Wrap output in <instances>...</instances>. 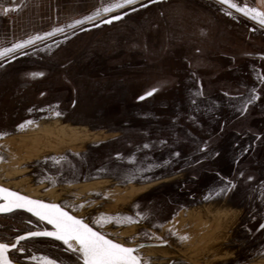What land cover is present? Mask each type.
Returning <instances> with one entry per match:
<instances>
[{"label": "rangeland", "instance_id": "obj_1", "mask_svg": "<svg viewBox=\"0 0 264 264\" xmlns=\"http://www.w3.org/2000/svg\"><path fill=\"white\" fill-rule=\"evenodd\" d=\"M47 2L44 18L51 23L54 13L48 7L53 2ZM146 2L136 0L109 12L102 7L62 21L54 29L36 27L31 21L26 30L45 29L44 34L26 39L30 43L19 42L20 48H13L14 43L0 55V67L10 69L0 77V184L68 207L88 198L76 214L82 218L92 212L91 219L96 220L118 211L136 213L137 224L111 226L119 235L110 234V238L130 247L143 239L169 241L170 247L140 250L144 264H264V231L254 238L249 230L250 225L257 229L264 220L263 186L218 202V189L197 187L205 166L202 154L189 156V167L180 162L169 166L156 162L169 144L168 135L156 132L166 124L171 136L183 138L175 144L182 142L185 153H198L193 144L197 137L200 145L205 135L222 137L218 132L207 135L195 129H190L194 139L187 138L191 133L185 135L186 126H196L192 122L194 105L200 108V102L214 104L216 118L237 115L233 118L238 119L239 131H252L254 119L264 120V25L220 0H159L142 5ZM56 5L57 15L74 14L75 5L83 13L88 0H60ZM110 14L121 18L95 24ZM21 67L25 69L14 81L29 87L18 90L5 84L7 73ZM26 69L43 73L44 79L34 73L26 75ZM243 87L253 88L247 99L256 96L254 107L247 101L242 108L236 105ZM153 88L156 91L146 97ZM141 96L146 98L140 101ZM55 99L70 115L43 120L54 109L46 110ZM226 105L231 106L229 112ZM2 133H6L4 138ZM80 133L88 134L89 142L81 150L65 148L66 138ZM249 146L256 149L251 143ZM193 157L199 163H193ZM224 169L231 173L228 166ZM34 172L38 179H55L57 174L59 178H94L74 185L59 182L44 193V185L32 177ZM201 179L205 181V176ZM185 180L189 191L181 194V188L175 194L163 193L167 189L163 186ZM98 194L101 198H95ZM177 198L183 202L175 205ZM98 208L103 212L97 213ZM144 222L152 233L138 232ZM15 226L23 227L21 223H13ZM13 228L0 218V240L12 243ZM10 254L20 264H42L45 257L56 264H81L78 254L66 255L53 240L26 241ZM61 255L65 262L54 258Z\"/></svg>", "mask_w": 264, "mask_h": 264}, {"label": "trees", "instance_id": "obj_2", "mask_svg": "<svg viewBox=\"0 0 264 264\" xmlns=\"http://www.w3.org/2000/svg\"><path fill=\"white\" fill-rule=\"evenodd\" d=\"M196 103H198V101H196ZM200 103V108L198 105H194L196 106L197 110L194 107L195 117L192 118V122H194L196 126H186L184 130L185 135L188 133H191L192 135V130L190 129H195L198 130V132L206 133L207 135L209 133L215 134V132H218L217 134L219 135L223 134L222 137L220 138L217 135L207 137L205 135L207 138L204 137L205 140L202 142L203 145H200V138L197 137L193 144L194 146H197V149L199 150L198 153H185L182 151V146H180L182 142L175 144L176 140L182 139L183 141V138H180L179 136L174 138L171 136L172 130L169 129L171 127H169L170 125L168 126L166 124L167 127H163V130L156 132L168 135L166 137V141L167 143L169 142V144H166L165 150L163 152L160 151L161 153L156 156L157 159L158 156H160V160L158 159L156 162L162 163L163 165L167 164V166L180 162L182 165L189 167L190 165H187L189 163L188 157L193 155L200 156L202 154L201 159L203 160L205 166L203 173L200 171L199 178L205 185H202V183L198 181V183L200 182L201 184L197 185V187L200 188L199 190L205 188L206 191L218 189V191L221 193L218 199H232L237 195H245L241 193L245 192L247 189L248 192L253 193L258 187H264V151H261L262 157L257 153L260 152L262 147H264V142H261V139L264 138V120L261 121V118L255 120L257 122L252 128L256 130V133L250 131L246 132L244 131L245 129L243 131H239V126L238 129L236 128L238 119L233 118L237 115L231 114L230 117H227L226 115L222 114L216 118V107L214 104L213 106H211L210 103L206 105L205 101ZM230 107L231 106L226 105L228 112ZM196 111H199V113L202 114H197ZM175 123L177 125L181 124L180 121H176ZM183 125L187 124L184 123ZM212 126L213 128H211ZM174 128L178 129L179 127L175 126ZM180 128H182V126ZM190 137L194 139V135L188 136L187 138ZM256 141L259 142L258 145L254 144ZM250 143L251 145L256 146L255 150L249 146ZM202 146L206 148L201 149ZM207 149H210V152L213 154L208 155ZM209 156H213V158L211 159ZM192 160L195 161L193 162L195 164L199 163V160L196 157H193ZM227 166L229 169H231V173L225 171L224 168ZM204 176L205 181L201 179V177ZM249 177H251V179H249ZM184 185V183L173 186L165 185L162 189H167H165V192L163 193L175 194L179 192L181 188H183L181 190L182 194L183 192L189 191L191 189L190 187L188 190V185ZM192 191H195L194 187ZM175 200V205L182 201L179 198ZM262 232L263 231H260V234H253L254 238L261 235Z\"/></svg>", "mask_w": 264, "mask_h": 264}, {"label": "snow or ice", "instance_id": "obj_3", "mask_svg": "<svg viewBox=\"0 0 264 264\" xmlns=\"http://www.w3.org/2000/svg\"><path fill=\"white\" fill-rule=\"evenodd\" d=\"M220 2L245 15H250L251 18L257 19L261 25H264V12L255 8H249L247 5L241 6L239 3L234 2V0H220ZM134 3H136V0H111V3L104 6L103 11L109 12L113 9H121L126 5H132ZM4 11L7 12L8 9H4ZM228 14L231 15V13ZM119 18L121 17L113 16L108 22L110 23L111 20ZM85 19H90V17H85ZM74 23L78 24L80 21H75ZM23 43H30V40H25ZM12 47L20 48L22 44L17 43ZM8 51L10 50L4 49L0 51V55ZM33 75H43V73H34ZM154 91H156L155 88L146 92L144 95H151ZM143 98V96L138 97V99ZM26 123H31V121H27ZM0 201H2L0 202V212H10L13 209H26L28 212L39 217L40 220H46L54 226L53 231H29L24 236H17L15 238L17 243L0 242V264H13V261L8 256V250L10 248L16 249L20 240L33 236L53 237L62 241L69 251L78 254V259L83 264H142L141 258L136 254L134 247H128L113 239L107 238L101 232L90 227L89 224L84 223L83 219L70 215L57 204H47L40 200H34L3 187H0ZM106 219L111 220L113 218L102 217L100 220H96L95 223L102 224ZM129 221H131V217H126L123 220L117 218L115 220L117 224ZM261 227L264 228V225H261ZM182 239H186V237H182ZM18 251L23 252L24 249L19 248ZM31 258L36 259V257ZM42 264H56V262L45 257L42 259Z\"/></svg>", "mask_w": 264, "mask_h": 264}, {"label": "crops", "instance_id": "obj_4", "mask_svg": "<svg viewBox=\"0 0 264 264\" xmlns=\"http://www.w3.org/2000/svg\"><path fill=\"white\" fill-rule=\"evenodd\" d=\"M57 1L60 0H52V6L48 7L54 13L52 16L53 21L50 23L48 22L49 19L46 21L44 18L46 17L44 8L49 5L47 0H0V51L9 48L14 43L25 41L31 36L44 34L45 29L26 30L31 21V24L36 25V27L48 26L49 29H54L60 26L62 21L85 16L84 14L101 9L111 3V0H88V7L82 11L83 13L78 11L82 10L81 7L75 5V8H73L74 14L61 16L54 12V9L59 10L58 5H56ZM234 2L246 3L264 12V0H234ZM4 9H8V11L5 12Z\"/></svg>", "mask_w": 264, "mask_h": 264}, {"label": "flooded vegetation", "instance_id": "obj_5", "mask_svg": "<svg viewBox=\"0 0 264 264\" xmlns=\"http://www.w3.org/2000/svg\"><path fill=\"white\" fill-rule=\"evenodd\" d=\"M23 69H25V68H18V70L17 71H15V72H9V73H7V75H6V77L5 78H7L6 80L8 81H6V83L5 84H9L10 86H12V87H15V88H18V90H24V89H26L27 87H29L26 83H15L16 81H14V76H17L19 73V71H20V73L22 72V70ZM10 69L8 68V67H0V77H4V75L6 74V73H4V72H8ZM27 70V73H26V75H29V74H33V73H41V72H35V71H33V69H30V70H28V69H26ZM24 72V71H23ZM29 72V73H28ZM38 77L40 76V75H37ZM41 78H43L44 79V74L43 75H41L40 76ZM7 95V94H6ZM5 95V96H6ZM49 108H46V110L47 111H49V110H51V108H54L53 110H52V112H49L48 114H45V116H43V120H45V118H50V117H54V116H60L61 118L63 117V119L64 118H67L70 114H68V113H66L65 111H62L61 110V107H60V100H58V99H55V100H53L52 102H50L49 103ZM56 107V108H55ZM64 108H66V106H64ZM59 117V118H60ZM42 120V121H43ZM23 130H20V131H17V132H22ZM18 134V133H17ZM1 135H4L2 138H4L5 137V135H6V133H2ZM1 138V139H2ZM85 151H87L88 152V150H85ZM69 152H70V150H69ZM71 154H74V152H70ZM82 154V153H81ZM81 154L79 155V156H81ZM30 171H33V168L30 170ZM33 176L32 177H35L36 178V181H40L39 183H41V184H43L44 185V188H43V190H42V192H48L51 188H52V186L53 185H55V184H59V182H60V184H64V185H67V184H70V185H74V184H77V183H79V182H84V183H86V182H89V181H91L94 177H92V178H84V179H70V178H67V177H64V178H59L61 175H56V177L57 178H55V179H52V177H48V176H46L47 178H44V177H41L40 179H38L37 178V174L34 172L33 174H32ZM111 177H113V176H111ZM38 183V184H39ZM4 186V185H3ZM49 187V188H48ZM11 189V188H10ZM95 198H101L100 197V195L98 194ZM88 198H86V199H84V200H82V201H80V202H77V203H74L71 207H68L67 205H65V204H63V203H61V205L65 208V209H67L68 211H70L71 213H73V214H78L79 212H80V209H82L83 208V202L85 201V200H87ZM47 201H49L48 199H46ZM183 202V201H182ZM181 201H180V203H182ZM100 203H102V202H100ZM101 208V207H100ZM100 208H98L97 210H95L97 213L99 212V211H101V212H103L102 210H99ZM121 212H124V213H126V214H129V215H132L133 217H135L136 219H140L139 217H138V215L135 213H131V212H127V211H121ZM94 213L95 212H92V213H90L87 217H85V219H86V222L88 223V224H90L92 227H94L95 229H97V230H99L100 232H102L103 234H105L106 236H109L110 237V234L112 235H116L115 234V232L113 231V229H111V226H113V225H118L116 222H115V220L117 219V218H119V219H121V220H123L124 218H122V217H120V216H118V215H116V214H112L110 217H112L113 218V221L111 222V224L109 225V226H104L103 227V225L102 226H98L97 227V223H94V220H96V217L94 218V219H91L92 218V216L94 215ZM0 218H2V219H6L7 221H8V225H9V228L12 230V228H13V223H15V225H19V223H21L22 225H23V227H21V228H16V226L13 228V230H14V232H15V237L12 239V241H14L15 240V238L17 237V236H21V235H23V234H26L27 232H29V231H32V232H34V231H38V230H40V229H43L44 227H46L44 224H42L41 222H39L38 220H36L33 216H31L30 214H28V213H26V212H24V211H16V212H13V213H11V214H7V215H1L0 216ZM106 221H108L107 219L106 220H104V222H106ZM125 223H128V222H125ZM121 228V227H120ZM120 228H118V229H120ZM139 230H141V231H144V230H147V231H149L150 233H152V230L150 229V228H148V226H147V224L144 222V225L143 224H141V226L139 227ZM140 231V232H141ZM141 234V233H140ZM119 234H117L116 236H118ZM30 240H35V241H39V240H53L54 242H57L59 245H60V247H61V249L64 251V253L66 254V255H72L73 254V252H71V251H69L68 249H67V247L66 246H64L63 244H61L59 241H57V240H54V239H48V238H35V239H28V240H25V241H23V242H26V241H30ZM113 240H116V239H113ZM144 241H146V239H143V241H141V242H144ZM147 241H149V240H147ZM0 242H4V241H2V240H0ZM23 242H21L20 244H19V246L20 245H22V243ZM4 243H8V242H4ZM138 243H140V241L138 240ZM137 243V244H138ZM170 244V243H169ZM18 246V247H19ZM17 247V248H18ZM17 250V249H16ZM14 251V250H13ZM137 254L140 256V251H138L137 252ZM68 255V256H69ZM10 256H11V254H10ZM51 256L53 257V255L51 254ZM12 257V256H11ZM141 257V256H140ZM54 258L56 259V260H60V258H62L61 260H63V262H65L64 260H65V257L64 256H54ZM59 258V259H58ZM141 260H142V258H141ZM227 263V262H226Z\"/></svg>", "mask_w": 264, "mask_h": 264}, {"label": "water", "instance_id": "obj_6", "mask_svg": "<svg viewBox=\"0 0 264 264\" xmlns=\"http://www.w3.org/2000/svg\"><path fill=\"white\" fill-rule=\"evenodd\" d=\"M152 1H159V0H147V2L146 3H144V4H142V5H144V6H147L149 3H151ZM249 8H251L250 6H248ZM256 9V8H255ZM258 10V9H257ZM113 16H120V15H118V14H110L109 16H106L105 18H103L102 20H100V21H98L97 23H95L96 25H98V26H101V25H103V24H110V23H112V22H114V21H117L118 19H114V20H111V22L109 23L108 21L111 19V17H113ZM23 54H21V55H18V56H22ZM18 56H16V57H13L12 59H10V60H8V61H6L5 62V64H8V63H10V62H13V61H15L16 59H17V57ZM246 87V86H245ZM245 87H243V88H245ZM248 88H250L249 90H248ZM248 88H245L244 89V91H243V95H240L239 97H237L238 99H236V102L238 103V104H236L237 106H238V108H242L243 107V104H244V102H246L247 101V103L248 104H250V106H253L252 105V102H253V99H255L256 98V96H252V97H250V99H247L248 97H249V94H251L252 93V91H253V88H251V87H248ZM239 93V92H238ZM237 93V94H238ZM236 94V95H237ZM147 97V96H146ZM146 97H144L143 99H139L140 101L141 100H144ZM255 97V98H254ZM256 100V99H255ZM249 101H251V103H249ZM254 107V106H253ZM257 119H259V118H257ZM254 120H256V119H254ZM250 132H254V133H256V130H252V131H250ZM264 146V145H263ZM203 147V146H202ZM206 147H204V149H205ZM263 150V149H262ZM260 152H261V150H260ZM182 183H184L185 185L187 184V182H186V180L185 181H183V182H181V183H178V184H175V185H179V184H182ZM171 184V183H170ZM170 184H168V185H170ZM184 185V186H185ZM188 185V184H187ZM171 186V185H170ZM173 186V185H172ZM0 187H3V188H7V189H9V190H11V191H14V192H18V191H16V190H13V189H10V188H8V187H6V186H3V185H1L0 184ZM183 189V188H182ZM18 193H20V192H18ZM21 195H23V196H27V195H25V194H22V193H20ZM27 197H29V196H27ZM29 198H31V199H34V200H40V201H43L44 203H47V204H57V205H59L64 211H66V212H68L70 215H73V216H76L77 218H80V217H78L76 214H73V213H71L70 211H68L67 209H65L62 205H61V203H56V202H50V201H47V200H42V199H37V198H33V197H29ZM225 199H218L217 201L218 202H220V201H224ZM0 202H2V201H0ZM203 203H199L198 205H199V207L200 206H204V205H202ZM190 207H187V209H189ZM16 211H24V212H26V213H28V214H30L31 216H33L36 220H38L39 222H41L42 224H44L46 227H44L43 229H40V230H38V231H34V232H41V231H45V230H47V231H53L54 230V226L53 225H51V224H49L46 220H40L39 219V217H37V216H35V215H33L32 213H30V212H28L26 209H13L12 211H10V212H0V216L1 215H7V214H11V213H13V212H16ZM114 214H116V215H118V216H120V217H122V218H126V217H131V221H129L128 223H129V225H135V224H137L138 223V219H136L135 217H133L132 215H129V214H126V213H124V212H121V211H118V212H116V213H114ZM81 219H83V221H84V223H87L86 222V219H85V217H81ZM88 224V223H87ZM141 225V224H140ZM261 225H264V220H262L261 221V223L256 227L257 229H254V227L252 228V225H250V227H249V230L250 231H252V233L253 234H256V231L257 232H260V231H264V228H262L261 227ZM89 226L90 227H92L90 224H89ZM94 230H96V231H99V230H97V229H95L94 227H92ZM141 230H139V228H138V232H140ZM100 232V231H99ZM142 232V231H141ZM140 232V233H141ZM102 233V232H101ZM103 234V233H102ZM25 234H23V235H21V236H24ZM105 235V234H104ZM106 236V235H105ZM35 238H48V239H54V240H57V239H55V238H53V237H46V236H33V237H27V238H25V239H23V240H20L19 242H18V244H17V247L19 246V244L21 243V242H23V241H25V240H28V239H35ZM107 238H109V239H112V238H110L109 236H107ZM57 241H60V240H57ZM116 241V240H115ZM62 244H64L62 241H60ZM2 243H4V242H2ZM12 243H17V241H16V239L12 242ZM65 245V244H64ZM66 246V245H65ZM67 247V246H66ZM128 247H130V246H128ZM131 247H134L135 249H136V254H137V252L138 251H140V250H142V249H144V248H166V247H170L169 246V241H161V242H154V241H144V242H140V243H138V244H136V245H134V246H131ZM17 249V248H16ZM13 250H15V249H12V248H10L9 250H8V256H9V258L13 261V264H20V263H18V262H16V261H14L12 258H11V256H10V253L13 251ZM76 255H77V253H76ZM138 255V254H137ZM161 259H163V258H161ZM81 261V260H80ZM141 262H142V260H141ZM168 262H172L171 260L170 261H168ZM81 264H83V262L81 261ZM142 264H144L143 262H142Z\"/></svg>", "mask_w": 264, "mask_h": 264}, {"label": "bare ground", "instance_id": "obj_7", "mask_svg": "<svg viewBox=\"0 0 264 264\" xmlns=\"http://www.w3.org/2000/svg\"><path fill=\"white\" fill-rule=\"evenodd\" d=\"M89 139H90V136L88 134L80 133V134L73 135V136L66 138V140H65L66 144L64 146H65V148L73 150V151H74V148H78L81 150L83 145L89 142ZM75 151H78V150H75ZM29 157L30 156H25V159H28ZM159 249H161V248H159Z\"/></svg>", "mask_w": 264, "mask_h": 264}]
</instances>
